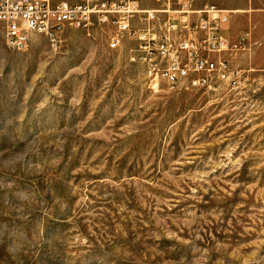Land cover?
Instances as JSON below:
<instances>
[{"label":"rangeland","instance_id":"374dc122","mask_svg":"<svg viewBox=\"0 0 264 264\" xmlns=\"http://www.w3.org/2000/svg\"><path fill=\"white\" fill-rule=\"evenodd\" d=\"M187 1L247 19L236 90L150 83L104 27L0 26V264H264V9Z\"/></svg>","mask_w":264,"mask_h":264},{"label":"built area","instance_id":"2783aa9c","mask_svg":"<svg viewBox=\"0 0 264 264\" xmlns=\"http://www.w3.org/2000/svg\"><path fill=\"white\" fill-rule=\"evenodd\" d=\"M159 10L141 9L134 0H0V24L6 45L18 51L30 35L56 41L64 28L88 32L94 25L110 30L108 47L132 43L131 62L150 74V83L171 89L234 91L242 71L234 62L249 53L248 34L237 42L223 35L231 13L205 6L193 11L187 0H158ZM218 15V22H211Z\"/></svg>","mask_w":264,"mask_h":264},{"label":"crops","instance_id":"0c3cea01","mask_svg":"<svg viewBox=\"0 0 264 264\" xmlns=\"http://www.w3.org/2000/svg\"><path fill=\"white\" fill-rule=\"evenodd\" d=\"M138 1L141 3L140 5L139 4L138 5L140 6L141 9H144V10H159L160 7H161V5L156 3L155 0L154 1L153 0H138ZM113 2H116V1H113ZM248 7L252 8V9H264V0H252V1H250L248 3V5L242 4L240 10H236V11H247ZM193 11H199V10H193ZM224 11H227V12L231 13V15H230V19H229L228 24L225 25L224 28H223L222 35L226 39L231 41V42H237V41H239L241 39L240 36H239L238 28L240 26L241 27L242 26L245 27L247 25V19L245 17L232 15V14H234V13H232V11H234V10H224ZM0 26H1V29H2V25L1 24H0ZM227 26H230V32H226L225 28ZM254 51L257 52V53H260V50L258 48H255ZM257 64L260 65V66H263L264 62L262 60L261 61H257Z\"/></svg>","mask_w":264,"mask_h":264},{"label":"bare ground","instance_id":"6f19581e","mask_svg":"<svg viewBox=\"0 0 264 264\" xmlns=\"http://www.w3.org/2000/svg\"><path fill=\"white\" fill-rule=\"evenodd\" d=\"M211 22H217V19L211 17ZM28 45H29V43L26 45V47H19V48H18V51H20V52H21V51H22V52L26 51V49L28 48ZM154 87H157V85H154Z\"/></svg>","mask_w":264,"mask_h":264}]
</instances>
